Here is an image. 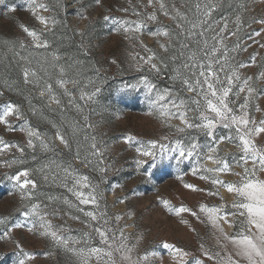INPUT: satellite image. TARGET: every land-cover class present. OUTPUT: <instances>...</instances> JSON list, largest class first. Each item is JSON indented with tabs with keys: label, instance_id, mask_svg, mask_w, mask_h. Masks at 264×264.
Returning a JSON list of instances; mask_svg holds the SVG:
<instances>
[{
	"label": "rangeland",
	"instance_id": "1",
	"mask_svg": "<svg viewBox=\"0 0 264 264\" xmlns=\"http://www.w3.org/2000/svg\"><path fill=\"white\" fill-rule=\"evenodd\" d=\"M49 2L54 4L55 0ZM166 2L169 7L175 4L181 12L187 13L190 20H195V4L199 2L203 5L208 0H166ZM214 2L220 5L213 13L214 21L227 18L229 28L233 31L235 28L232 22L238 13L245 21L236 37L229 36V48L237 43L240 45V48L232 53L234 57L232 63L245 65L244 68L239 69L242 77L257 76L264 71L262 67L264 48L260 47V44H264V34L261 37L255 36V32L260 31L262 26L253 21L264 18V0H214ZM61 3L63 8L59 10L57 19L62 20V24L46 36L49 41L47 49L19 47L21 40L25 44L31 43V39L20 27L21 24L30 28L42 27L27 10V0H5V3L0 5V93H2L0 108L5 104H16L24 114L19 120L14 117L9 118L14 131H9L7 126L0 124V137L10 143L25 144L26 133L20 129L26 119L31 127L51 138L56 146L55 153H45L39 148L35 152L26 149V166L38 168L49 161L71 163L80 174L88 175L94 183H99L100 173L94 171L92 166L81 163L83 157L88 155V144L91 142L86 141L85 136H95L98 141L103 142L102 146L106 147L105 159L109 165L99 189L103 193L101 210L107 211V218H110L109 227L123 228L125 233L130 235L132 243H135L137 235H142L144 239L140 245L141 253L146 249L157 254L153 257L152 264H172L169 251L163 248L164 242L175 243L193 253L199 252L200 243H205L206 247L212 246L214 238L209 225L201 223L190 213H182L181 217L170 213L163 200L170 201L174 207L185 205L197 210L200 203L230 204L233 194L221 188L220 195L224 197L221 201L219 197H209L207 192H195L185 188V183H192L200 188H210V185L202 181L199 175L191 174L195 157L179 164L175 159H158L155 167L149 160L142 168H137V159L140 158V154L135 151L139 146L137 141L159 138L167 134L169 129L162 127L155 117L148 115L149 108L143 88L127 87L135 84L141 75L149 74L147 68L138 71L133 66L134 62L130 55L136 52L144 55L143 48L139 44L134 48L133 44L124 38L122 32L114 30L112 20L106 21L104 16L135 19L133 9L147 12L152 10L146 7L147 0H101L100 4L95 0H61ZM241 4L245 5L246 10L240 8ZM12 6H15L16 10L9 12L8 8ZM123 8H128L129 11H121ZM176 23L171 15L164 16L158 13V22H148L140 38L145 45L165 57L179 56L182 50L181 43L195 49L200 38L186 37V33H181ZM161 26H168L174 33L173 48L168 53H164L159 48L157 38L149 34ZM188 27L189 25L185 24V28ZM176 33L180 35L175 36ZM207 35L210 37L211 33ZM184 51L187 54V50ZM53 54L59 59L54 61ZM253 55H257L256 64L251 61ZM21 57H28V60H22ZM113 60H116V64L112 63ZM174 66L170 63V67ZM25 67L37 72V77H30L33 82L28 84L24 83L23 78ZM60 67L65 68L63 75L60 73ZM170 74L169 70H165L159 78L153 75L149 78L157 83L159 88H169L173 87V82L168 78ZM60 78L79 81L76 86L68 83L66 87L76 98L75 103L83 108V112L68 103L70 97L64 95L63 89L56 83ZM89 79L96 81L101 91L94 102L85 104L79 96L81 89L89 92L93 90L88 85ZM48 83L52 84L54 94L60 98V105L50 103L47 92L43 96L40 95ZM254 86L257 89L254 103H258L264 109V80L255 81ZM177 89H179L178 81L174 90ZM182 95L188 97L193 94L182 92ZM242 102V99L238 101L236 107L238 108V104ZM33 109L36 111L33 112ZM251 111L257 119H264V112H255L254 108ZM85 116L88 117L87 122L84 120ZM53 124L62 127L69 136H71L70 125L76 124L82 129L72 140L71 151L65 149L59 140L55 139L57 128L53 127ZM88 124L93 127H88ZM229 134V130L217 128V139ZM128 135L137 137V141H133L131 146L125 140ZM189 135L197 136L201 145L211 142L210 138L192 130ZM78 145L80 158H76ZM220 152L234 170H241L236 163L238 150L235 142L223 141L220 144ZM13 154L19 155L10 152L0 158H9ZM33 155L36 157L35 160L32 159ZM208 163L211 166V162ZM19 167L17 165L8 169L0 166V217L8 218L7 226L0 224V235L6 231V227L11 228L12 224L26 225L24 228L13 229L10 238L0 239V264H18V260L22 257L16 247L17 243L34 255V260L29 264H76V259L71 254L54 248L47 238L28 231L27 224L31 221L23 215L20 199L12 188V182L5 175H13ZM56 171L53 166L51 175ZM51 175L47 183H43L39 175L35 177L40 183L39 200L47 202L46 196L50 195L60 197L61 200L67 197L75 202L72 193L62 186V177L53 181ZM181 175L183 180L178 179ZM223 178L229 181L236 179L231 174H225ZM52 207L61 209L60 215L52 217L53 223L57 226L63 225L69 230V235L79 239L83 232L89 231L87 225L81 222L86 218L76 209H69L62 202H56ZM83 207L86 210L94 208L92 205ZM73 215H80L81 220L71 219ZM116 216L121 217L119 222L115 220ZM181 218L188 223H181ZM98 243L97 237L93 246Z\"/></svg>",
	"mask_w": 264,
	"mask_h": 264
},
{
	"label": "snow or ice",
	"instance_id": "2",
	"mask_svg": "<svg viewBox=\"0 0 264 264\" xmlns=\"http://www.w3.org/2000/svg\"><path fill=\"white\" fill-rule=\"evenodd\" d=\"M95 2L100 4L101 0ZM4 3L5 0H0V5ZM146 7L152 10L147 12L133 9L135 19L104 16L106 21L112 20L114 30L122 32L124 38L132 43L134 48L136 44L143 48L144 55L139 52L130 55L134 62L133 66L138 71L147 68L149 74L141 75L135 84L127 87L133 89L142 87L149 108L148 115L155 117L162 127L169 129L167 134L147 141H137V137L133 135L125 137L129 146L133 141L139 144L135 149L140 154L137 168H142L149 160L155 167L158 159H175L179 164L195 157L191 174L199 175V178L207 182L210 188H200L192 183H185V188L195 192H207L209 197H219L221 201L224 200L220 195L221 188L233 194L230 204L200 203L197 210L185 205L174 207L170 201L163 200L170 213L178 217H181L182 213H190L201 223L209 225L214 238V244L210 247L200 243L198 253L169 242H164L163 248L169 251L172 264H264V119H257L251 111L254 108L255 112H264L258 103H254L257 98L254 84L257 80H264V71L255 77H242L239 69L244 68L245 65L232 63L234 60L232 53L236 52L240 45L237 43L229 48V36L236 37L245 21L238 13L232 22L234 31L229 28L227 18L214 21L213 13L220 7L214 0H208L203 5L199 2L195 4V20H190L187 13L181 12L175 4L169 7L166 0H147ZM62 8L61 0H55L54 4L49 0H27V10L42 27L37 29L21 24L20 27L31 39V43L25 44L21 40L19 47L47 49L49 41L46 36L62 24V20L57 19ZM240 8L246 10L244 4H241ZM15 10V6L8 8L9 12ZM121 11L128 12L129 9L123 8ZM158 13L164 16L171 15L172 20L177 22L176 27L181 33H186V37H199L197 47L192 49L188 44L181 43L182 50L179 56L165 57L145 45L140 38L143 29L148 22H158ZM253 23L262 26L260 31L255 32V36L261 37L264 34V18L259 21L254 20ZM185 24L189 27L185 28ZM208 33H211L210 37ZM149 34L157 38L159 48L164 53H168L173 48L174 33L168 26L158 27ZM179 35L180 33L175 34V36ZM260 47L264 48V44H260ZM184 50H187V54ZM257 55L251 57L253 64L257 63ZM21 59L28 60V57ZM52 59L56 61L59 58L53 54ZM112 63L116 64V60ZM170 63L175 66L170 67ZM165 70L171 73L168 78L173 82V87L159 88L149 76L159 78ZM64 72L65 68L60 67V73L63 75ZM30 77L36 78L37 72L25 67L23 69L25 84L33 82ZM177 81L179 89L174 90ZM56 83L63 89L64 95L70 97L68 103L83 112V108L75 103L76 98L66 87L68 83L76 86L79 81L60 78ZM88 85L93 90L89 92L81 89L79 96L85 104L94 102L101 91L100 86L92 79L88 80ZM45 92L49 95L50 103L61 104L60 98L53 92L52 84H46L40 95L43 96ZM182 92L193 95L185 97ZM241 99L243 102L239 103L237 108L236 105ZM35 111L33 109V112ZM23 116V112L16 104L9 103L0 108V124L7 126L9 131L15 130L9 118L14 117L19 120ZM84 120L87 122L88 117L85 116ZM87 126L93 127L91 124ZM53 127L57 128L55 139H58L65 149L71 151L72 140L82 129L76 124L70 125L71 136H69L62 127L55 124ZM218 127L229 130L230 134L217 139ZM190 130L205 135L211 142L201 145L197 136L189 135ZM20 131L26 133V142L23 145L7 142L0 137V157L10 152L19 153L9 158H0V166L8 169L20 166L13 175H5L12 182V188L20 199L23 215L31 221L27 224L28 231L47 238L54 248L71 254L75 257L76 264H152V259L157 254L146 249L141 253L140 245L144 237L137 235L135 243H132L130 235H127L123 228L109 227L110 218H107V211L101 210L103 193L99 190L100 183L105 179L109 167L105 159L106 147L102 146L103 142L98 141L95 136H85V140L91 142L88 144V155L83 157L81 163L92 166L94 171L100 173V182L94 183L88 175L80 174L71 163L49 161L38 168L26 166V149L35 152L39 148L45 153H55L56 146L51 138L31 127L26 119ZM223 141L235 142L238 150L236 163L240 171L234 170L228 160L221 155L220 144ZM76 158H80L79 145ZM32 159H36L35 155ZM208 162H211V166ZM53 166L57 171L51 175ZM225 174H231L236 179L226 180L223 178ZM37 175L42 178L43 183L49 181L50 175L53 181L62 177V186L72 193L75 202L67 197L61 200L60 197L50 195L46 196L47 202L40 201L38 196L40 183L35 178ZM178 179L183 180V175ZM56 202H62L69 209L74 208L78 213H82L86 219L81 222L87 225L89 231L83 232L77 239L69 235V230L63 225L54 224L52 217L61 213V209L52 207ZM87 205L94 206L93 210H86L83 206ZM71 219L81 220V217L73 215ZM120 219V216L115 217L117 222ZM180 222L188 223L183 218ZM7 223V217H0V224L7 226ZM25 226L22 223H15L11 228L6 227L0 239L10 238L13 229ZM97 237L99 243L93 246ZM16 247L22 257L18 260V264H29L34 260V255L25 251L19 243Z\"/></svg>",
	"mask_w": 264,
	"mask_h": 264
}]
</instances>
